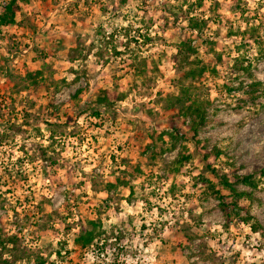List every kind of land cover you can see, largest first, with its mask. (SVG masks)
<instances>
[{
    "label": "rangeland",
    "instance_id": "1",
    "mask_svg": "<svg viewBox=\"0 0 264 264\" xmlns=\"http://www.w3.org/2000/svg\"><path fill=\"white\" fill-rule=\"evenodd\" d=\"M18 5L0 28V264H264V0Z\"/></svg>",
    "mask_w": 264,
    "mask_h": 264
},
{
    "label": "trees",
    "instance_id": "2",
    "mask_svg": "<svg viewBox=\"0 0 264 264\" xmlns=\"http://www.w3.org/2000/svg\"><path fill=\"white\" fill-rule=\"evenodd\" d=\"M31 0H7L3 5L0 6V28L1 27H8L15 23V15L16 11L19 8L18 2H26L28 3ZM192 28L198 29L196 23L191 24ZM196 48L191 45L190 40H183L181 41L180 45L177 48V56L180 60L184 61L187 64L188 68L183 72L184 79H191L197 80L204 76V73L209 70V65L204 63L203 61L197 59L194 55ZM192 85H184L181 83V94L176 95L174 98L175 104L178 105V109L182 114H189L190 117L193 119L191 127L194 130L197 128L199 124L204 123L205 118V111L200 106L199 100L191 93ZM107 97L102 96L99 97L97 100L99 102H103ZM172 135L171 132H168ZM207 156L206 154L204 155ZM207 166L210 168V171L214 176H219L218 172L207 163ZM222 181L221 183L234 191L235 189L229 183L226 176L220 178ZM239 181L247 183L250 186H255L256 183L251 181L248 176L238 177ZM235 205V203H234ZM247 220V219H245ZM91 223L93 221L91 220ZM255 228V227H253ZM94 231L93 230H85L82 231L75 239L74 242L76 244H81V246H85L94 238ZM38 264H43L42 261H38Z\"/></svg>",
    "mask_w": 264,
    "mask_h": 264
}]
</instances>
